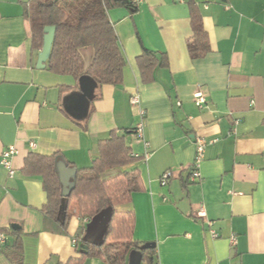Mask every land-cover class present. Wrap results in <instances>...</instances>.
<instances>
[{
  "label": "crops",
  "instance_id": "0c3cea01",
  "mask_svg": "<svg viewBox=\"0 0 264 264\" xmlns=\"http://www.w3.org/2000/svg\"><path fill=\"white\" fill-rule=\"evenodd\" d=\"M27 2L0 0V154L10 145L18 150L12 176L0 164V232L21 230L22 264H109L99 257L79 261L72 238L79 241L82 221L70 215L65 232L48 224L42 178L21 169L30 152L57 153L76 169L89 167L98 141L110 132L125 133L139 156L120 171L138 170L143 189L120 209L134 213L132 240L154 243L153 264H264V0L110 5L107 16L125 62L122 83L98 84L83 120L63 108L72 105L64 98L78 88L77 79L36 68L39 50L31 46ZM193 13L209 46L197 58L187 51ZM144 49L164 55L146 78L137 63ZM79 53L87 67L93 47ZM197 90L206 98L202 108L193 101ZM134 94L138 105L130 104ZM139 107L149 143L145 160L142 142L129 131L139 121ZM197 136L211 142L200 176L189 182ZM166 170L171 177L161 185ZM0 264H10L2 252Z\"/></svg>",
  "mask_w": 264,
  "mask_h": 264
},
{
  "label": "trees",
  "instance_id": "16d2710c",
  "mask_svg": "<svg viewBox=\"0 0 264 264\" xmlns=\"http://www.w3.org/2000/svg\"><path fill=\"white\" fill-rule=\"evenodd\" d=\"M118 3H127L133 7L129 0H28L24 16L30 24L33 50L38 51L42 47L44 27L55 26L45 69L60 75H71L76 79L87 74L100 85L121 84L124 57L107 16V8ZM191 29L192 38L187 42V51L191 58L201 57L209 51V46L198 14L193 13L191 16ZM85 46H91L94 50L92 61L87 67H84L79 53V49ZM158 57L161 62L164 61L163 54L158 55L148 49H144L138 57V67L144 78L152 72ZM80 126L83 130L86 129L84 122ZM129 131L132 132V129ZM97 149L98 156L91 166L77 169L75 187L66 198L64 215H59L61 185L54 167L57 153L42 155L30 152L25 157L21 171L24 175L41 176L42 186L47 194L42 211L48 224L65 232L70 215L74 214L82 221L77 233L79 241L76 246L79 251V242L87 221L102 208L111 206V218L103 243L88 244L85 253L80 251L79 261L87 257H99L109 264H127L129 252L140 249L142 244L132 240L134 213L118 209L117 206L128 203L133 192L143 189L140 173L136 169L124 170L107 180H102L100 174L129 165L138 160L139 156H134L125 133L110 132L107 138L98 141ZM72 202L75 205L74 212L70 211ZM1 231L5 236H12V240L0 244V252L10 264H22L21 230L9 228L7 232ZM141 254V264H153L154 248L141 249ZM76 261L70 259L68 264H78Z\"/></svg>",
  "mask_w": 264,
  "mask_h": 264
},
{
  "label": "water",
  "instance_id": "95a60500",
  "mask_svg": "<svg viewBox=\"0 0 264 264\" xmlns=\"http://www.w3.org/2000/svg\"><path fill=\"white\" fill-rule=\"evenodd\" d=\"M55 26L47 25L44 27L43 43L41 49L37 53L36 68L44 69L46 67V60L49 57L52 41L54 38ZM97 81L87 74H82L77 79V89L65 96L70 99V104H63V108L67 114L76 120H83L89 112L91 101L95 97V89ZM55 171L57 173L61 185V201L59 206V215H64L67 202L66 198L75 187V179L77 169L75 166L68 165V163L61 157L55 158ZM112 207L106 206L94 214L85 224L84 233L81 237L80 251L85 253L87 245H101L104 240V235L107 231L108 223L111 218ZM12 228H16L12 226ZM153 248V242L142 244L140 249L131 250L128 254L127 264H141L142 254L141 249Z\"/></svg>",
  "mask_w": 264,
  "mask_h": 264
},
{
  "label": "built area",
  "instance_id": "2783aa9c",
  "mask_svg": "<svg viewBox=\"0 0 264 264\" xmlns=\"http://www.w3.org/2000/svg\"><path fill=\"white\" fill-rule=\"evenodd\" d=\"M132 6H136L138 2L141 0H129ZM193 101L195 104L199 107L202 108L206 106V98L204 94L200 91L197 90L193 94ZM139 103V98L137 94H134L130 97V104L131 105H138ZM138 116H139V121L135 125L134 128H132V132L134 133L135 137L137 140L142 142L143 148H144V153L142 155V158L145 160L149 156L148 148H149V143L146 140L144 136V126H145V110L143 108L138 109ZM211 140H208L203 137L197 136L195 138L194 146H195V152H194V157L189 165V176H188V181L193 182L195 181L199 176V165L200 162L203 159L204 156V150L205 147L207 146L208 143H210ZM29 145L31 147H34L33 142H29ZM18 152L17 148L14 145H10L6 147L0 154V164L8 171V174L12 176L14 174V169L12 168V157L16 155ZM134 156H137V154H134ZM171 177V172L169 170L164 171L161 176H160V183L161 185H164L167 183L168 179ZM207 224L210 226L211 222L207 221ZM212 236H216V233L213 230L209 231ZM6 241V236L3 232H0V244H3ZM236 242L234 236L230 237V243L234 244ZM72 243L76 245L78 243V238H72Z\"/></svg>",
  "mask_w": 264,
  "mask_h": 264
},
{
  "label": "rangeland",
  "instance_id": "374dc122",
  "mask_svg": "<svg viewBox=\"0 0 264 264\" xmlns=\"http://www.w3.org/2000/svg\"><path fill=\"white\" fill-rule=\"evenodd\" d=\"M110 171H115V172H111V173H108V174H107V172H110ZM120 172H121V171H120V168L110 169V170H107V171L101 173V174H100V178H101L102 180H107V179H110V178H112V177H115V176H116L118 173H120ZM122 205H124V204H122ZM122 205H118L117 208L120 209V207H121ZM70 211H71V212H74V211H75V205L73 204V202H72V204L70 205Z\"/></svg>",
  "mask_w": 264,
  "mask_h": 264
}]
</instances>
